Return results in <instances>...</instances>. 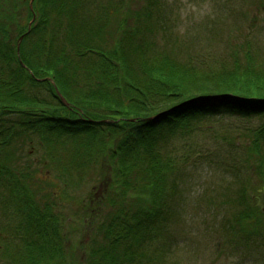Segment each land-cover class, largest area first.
Masks as SVG:
<instances>
[{
	"label": "rangeland",
	"instance_id": "374dc122",
	"mask_svg": "<svg viewBox=\"0 0 264 264\" xmlns=\"http://www.w3.org/2000/svg\"><path fill=\"white\" fill-rule=\"evenodd\" d=\"M68 1L53 3L50 16L60 8L66 9ZM10 2L15 7L4 17V6H0V18L12 19L8 23L11 33L16 30L23 33L34 18L41 19L38 16L41 17L42 12L35 10L34 0ZM81 2L82 8L74 10V24L87 23L88 30L77 35L78 41L84 39L83 47L69 38L70 29L65 24L52 29L48 16L47 29L41 28L40 34H30L31 41L44 46L47 58H57L65 67L63 80L68 78L66 83L71 87L73 96L70 97L74 100L59 98L61 105L53 95L56 90L52 91L46 83L26 88L28 95H35L49 104L45 108L47 112L69 118L76 124L56 125L55 132L40 124L22 123L20 129L24 114L0 110V157L6 152L11 165L8 169L11 175L0 173V245L3 243L5 250L0 249V264H264V175L257 173V166L250 169L246 164L248 159L257 164L264 155V144L260 156L251 159L249 151L254 129L262 122L259 115L244 118L241 114L221 110L212 119L194 120V126L201 124L198 130L183 135L173 133L160 140L156 148L165 155L158 154L155 147L139 153L137 146L113 153L120 141L117 142L112 133L114 137H106L102 132L94 154L93 150H88V145H83L89 143L86 136L93 130L90 127L93 121L108 118L103 115L113 112L112 105L122 98L130 80H135L136 84L137 77L144 75L145 58L157 51L170 61L182 63L189 59L195 64L201 57H228L232 49H238L242 58L243 40H248L257 65L261 66L264 61V0ZM70 17L72 15L64 14L61 21ZM122 23L132 34L123 32ZM44 33L46 38L50 35L49 41H43ZM115 39L128 42L115 50ZM84 45L91 47L86 49ZM100 49L106 57L113 56L115 61L122 59L113 62L118 65L116 69H112V65L105 70L101 68ZM28 57L33 60L31 54ZM86 61L103 72H99L100 76L105 74L99 96L95 91L87 93L91 87L86 85L90 77L86 78L83 72ZM50 82L56 89V84ZM79 84L84 86L81 90L86 93L82 94L86 97L84 100L76 95ZM150 95L156 102L162 98L158 91L152 90ZM90 96H96L98 104L94 109H91L93 104L88 105L93 100L87 99ZM102 98L109 100L108 107ZM86 108L93 117L87 116ZM153 116L157 119L160 114ZM76 118L82 119L83 123L78 124L84 133L80 132ZM123 126L116 129L119 138L129 134L130 125ZM77 135L81 138H74ZM87 150L90 161L85 158ZM153 154L164 160L150 162L148 157ZM74 158H83L85 166L77 167ZM118 160L134 170L127 175L118 173L126 179L124 181L119 177L116 181L112 175ZM157 166L162 170L158 171ZM135 168L157 171L160 178L149 185ZM244 185L248 187L250 203L261 221L257 225L254 223L256 226L248 222V218H245L248 222L245 226L237 223L242 205L236 203V198ZM166 189L173 192L169 193L170 198L166 197L163 213L154 215L155 211L150 210L160 206L157 195ZM25 200L39 208L29 221L33 223L31 227H24L20 232L14 229L13 219L26 220ZM125 200L130 202V207L139 208L141 215L130 219L128 227H112V236L122 237L112 245L106 232H111L109 226L113 225L114 212ZM15 201L21 202L20 212L14 210ZM41 208H47L45 214L37 212ZM8 220L14 222L11 224ZM144 220L146 224L143 225ZM35 229H44L49 242H42L41 235L33 232ZM22 235L35 239L32 245L42 242L39 250L43 253L24 247L17 238ZM110 255H115L116 259L112 260Z\"/></svg>",
	"mask_w": 264,
	"mask_h": 264
},
{
	"label": "trees",
	"instance_id": "16d2710c",
	"mask_svg": "<svg viewBox=\"0 0 264 264\" xmlns=\"http://www.w3.org/2000/svg\"><path fill=\"white\" fill-rule=\"evenodd\" d=\"M34 1L36 2L35 10L37 12L41 10L42 14L41 17L38 16L41 19H33L35 21L29 27L31 31L27 27L26 29H23V33H19L17 30L16 32L11 33L8 23L9 21L12 22V19L5 18L2 20L0 18V20H2L0 22V110L7 112L19 111L20 114H24L26 117H21L23 120L20 123V129L23 128L22 123H28L30 126L40 124L42 127L49 129L50 132H55V128L57 127L56 125L69 127L76 123H73L69 118H63L61 115L58 116L55 113L47 112L45 108L49 104L35 95H28L26 88L27 86H37V84L46 83L50 85L52 91H54L55 89L50 82L52 81L56 84L64 98H67L70 102L74 100L70 97L73 96L72 90L70 85L66 83L68 78L63 80L64 66H61L62 63L60 60L57 58H47V55H44V53H46L44 52V46L31 41L30 38L33 37L30 36V34L35 32L40 34L42 31L41 28L47 29L45 22H47L46 17L48 16L47 19L51 22L49 26H51L52 29H56L58 26L60 27L61 24H65V26L70 29L68 30V33L70 34L69 38L83 47L82 42L84 39L81 38L79 39L80 41H78L77 35L80 32H86L88 28L87 23H81L79 26L74 24L76 19L74 10L82 8V0H69L66 9L61 10L60 8L59 11H53L54 13H52V17L50 16V12L52 11L51 5L56 3L57 0ZM0 3V6H4V17H7L8 10L13 9L15 5L11 3L10 0H0ZM64 14L72 15V17L65 19V21H61ZM53 22H55L56 25H54ZM73 27H76L77 30H71ZM121 28L123 32L125 31L126 35L132 34L129 27L123 23L121 24ZM133 33L135 34V29ZM18 40H21V42ZM49 40L50 35L46 38V33H44L43 41ZM123 42L126 43L128 41L115 39L113 41L114 49L116 50L122 47ZM243 46L244 48H241L244 50L242 58L238 54V49H232L228 57H201L195 64L189 62V59L182 63L170 61L165 54H162L159 51L153 54L152 57H146L143 62L144 75L140 78L137 77L136 84L133 82L135 80H130L128 89L122 95V98L117 100V104L112 105L113 112H110V115H103L108 116V118L106 117L107 120L100 118L97 121H93V125L90 126L93 130L90 132V136H86L88 137L89 143H83V145H88V150H93L94 154L97 150L95 149V145L98 144V139L102 136L103 132L106 137H109L111 135L110 133H112L115 137L113 135L111 136L114 137L117 142H121V144L120 142L118 143V148H113V153L124 151L125 149L128 150L129 147L136 146L139 153L143 149L147 150L151 148L153 150L154 147L156 148V145L159 144L161 139H166L167 137L172 136L173 133L183 135L194 129L198 130L201 124L194 126V120L200 121L201 118L203 122L205 119H212L216 117L215 114H217L218 111H223L226 113H238L244 118L259 115L262 122L254 129V134L251 132V135H253L249 151L250 156L252 155L250 157L251 159L253 157L260 156L262 149L261 146L264 144V68L262 67V63L264 64V61L261 63V66L257 65V59L251 52L248 40H243ZM84 47L88 49L91 46L84 45ZM102 50L103 49H100V52ZM29 54L33 56V58L31 57L33 60L28 57ZM105 54L106 53L102 51L103 61L100 64L101 68H104L105 70L109 65H112L111 68L116 69L118 65L113 64V62H119L122 59L115 61V59L112 58L113 56L109 58L106 57ZM28 71H30V73H28ZM83 72L85 73L86 78L90 77V81H86V85L91 87L87 93L95 91L99 96L101 92L100 89L103 87V78L105 74L104 76H100L99 74H103V72L99 70L98 67L93 66L87 61L83 67ZM83 88L84 86L79 84L78 89L80 90L76 94L77 97L82 100L86 99V97L82 95L86 94L81 91ZM152 90L161 93L162 98L159 101L156 102L151 99L150 93ZM53 95L59 103L63 105L55 92ZM95 97L90 96L87 98H93V100L88 103V105H94L91 109L96 108L95 105L98 104L95 103ZM102 99L105 101L104 98ZM101 103L103 104V102ZM108 103L109 100L104 102L107 107ZM76 104L77 103L75 102V105ZM79 108L83 110V107ZM84 110H86L88 114L90 109L86 108ZM158 113L160 116H158L157 119H154L155 117L153 115ZM87 116L89 118L93 117L89 114ZM109 118L113 120H109ZM75 120L77 124L83 123L81 118H76ZM247 121L250 120L247 119ZM123 124L130 125V131L129 134H123V136L119 138L117 131L124 127ZM79 127L81 129L80 132L84 133L81 125H79ZM18 133L19 132H17V134ZM154 134L161 136L152 137ZM223 136L226 138L229 137L225 134ZM74 138H81V136L77 135ZM88 150L85 154L86 159H88L87 156H89ZM164 150H166V147ZM155 151H157L160 155L166 154L165 152H162L160 148H156ZM158 154H153L152 156L149 155L148 160L150 162L160 161L161 157H159ZM9 160L10 158L6 152L4 154L1 153L0 173L6 172L10 174L9 171L11 169L8 170L9 166H11ZM73 160L75 161L73 163H76L75 165H77V167H79V165L85 166L83 158H74ZM163 160L164 159H161V161ZM91 163L93 164L92 160ZM246 164L250 167V169H253L252 166H257V173L264 175V155L262 158L257 160V164L253 161L250 163L249 159ZM114 165L115 167L112 169V175L116 181L118 180L117 177H119L118 173L127 175L129 172L134 171L133 168L130 169L129 166H125L124 163L119 160L116 161ZM137 166H139V164ZM156 168L158 171L162 170L159 166ZM61 170L62 169H60V171ZM136 170L137 169L135 168V171ZM137 171L140 173V176H145L143 181H146L149 185H152L154 180L160 178V174L157 171L154 172V170L148 172L138 168ZM167 174H169V172ZM167 174H165V178L168 179ZM3 177L6 178L7 176L4 175ZM119 179H121V181L126 180L125 178L122 179V177H119ZM247 190V185H244L243 187H240V190L237 193L236 203L239 205L241 203L242 205L240 211L238 212L240 217H238L239 215L236 217L237 223L245 226L248 222H251L253 226H256L258 222L261 221L257 216L255 208H253L250 203ZM171 192H173V190L166 189L165 192L162 191L157 195L156 200H158L157 202L160 206H156V208L150 210L155 211L152 212L154 215L163 213L164 207L167 203L166 197H168ZM20 203L21 202L15 201V212H20L23 209ZM23 204L28 208L26 220L16 218L13 219L15 221L14 229H18L20 232L24 230V227L26 229L31 227L33 223H30L29 221L39 208L35 204L30 203L29 200H25ZM130 206V202L125 200L124 204H121V206L115 210L114 217L111 220L113 225L109 226L110 231L115 225H118L119 228L121 226L128 227L127 222L130 219L133 220L141 215L139 213V208ZM41 209L42 210L37 212L45 214L47 208ZM245 218H248V222ZM14 221H10L11 224ZM142 223L143 225L146 224L145 220ZM254 223L256 225H254ZM137 225L140 224L138 223ZM34 231L36 236L37 234L41 235L39 239H41L42 242H49V239H47V232L44 229H35L33 232ZM106 233L112 240V245L114 240L119 241L122 238L121 237L119 239L116 237L117 239H115V236H112V231ZM134 234L137 237H140L139 234L133 233V235ZM17 238L22 241L24 247L27 246L35 248V250L43 253V250H39L42 247V242L32 245L31 243L35 239L26 237L25 235L17 236ZM60 239L61 234L59 233V249L61 248ZM36 240H38L37 237ZM5 243L4 248L6 249ZM2 248L3 243L0 245V249L2 252L5 251ZM110 257L112 260L116 259L115 255H110ZM29 264L32 263L29 262Z\"/></svg>",
	"mask_w": 264,
	"mask_h": 264
},
{
	"label": "water",
	"instance_id": "95a60500",
	"mask_svg": "<svg viewBox=\"0 0 264 264\" xmlns=\"http://www.w3.org/2000/svg\"><path fill=\"white\" fill-rule=\"evenodd\" d=\"M57 94L59 95L60 98L64 101L63 97L60 95V93L57 91Z\"/></svg>",
	"mask_w": 264,
	"mask_h": 264
}]
</instances>
